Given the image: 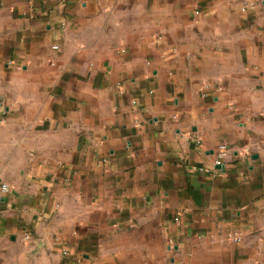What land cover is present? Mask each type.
<instances>
[{"label":"crops","instance_id":"crops-1","mask_svg":"<svg viewBox=\"0 0 264 264\" xmlns=\"http://www.w3.org/2000/svg\"><path fill=\"white\" fill-rule=\"evenodd\" d=\"M8 259L264 264V0H0Z\"/></svg>","mask_w":264,"mask_h":264},{"label":"built area","instance_id":"built-area-1","mask_svg":"<svg viewBox=\"0 0 264 264\" xmlns=\"http://www.w3.org/2000/svg\"><path fill=\"white\" fill-rule=\"evenodd\" d=\"M220 154H219V158L217 159V161H216V164L218 165V166H222V164H223V162H222V159L226 156V151H225V147H221L220 148V152H219ZM2 190L4 191V192H8L9 191V186L7 185V184H4L3 186H2ZM30 235L29 234H27L26 236H25V238L26 239H30ZM229 238L230 239H235V240H238L235 236H233V235H230L229 236ZM64 254L65 255H69V253H68V251L67 250H65L64 251Z\"/></svg>","mask_w":264,"mask_h":264},{"label":"rangeland","instance_id":"rangeland-1","mask_svg":"<svg viewBox=\"0 0 264 264\" xmlns=\"http://www.w3.org/2000/svg\"><path fill=\"white\" fill-rule=\"evenodd\" d=\"M1 262V261H0ZM5 264H15L13 260L8 259V261H4ZM1 264V263H0ZM25 264H32L31 262Z\"/></svg>","mask_w":264,"mask_h":264}]
</instances>
